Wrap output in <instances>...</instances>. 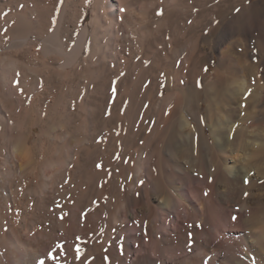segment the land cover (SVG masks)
<instances>
[{
    "label": "rangeland",
    "instance_id": "obj_1",
    "mask_svg": "<svg viewBox=\"0 0 264 264\" xmlns=\"http://www.w3.org/2000/svg\"><path fill=\"white\" fill-rule=\"evenodd\" d=\"M116 1L124 8H121L122 11L119 9L121 12L117 10V13L112 14L106 6L107 0H0V264H6L4 260L17 258L16 255L21 256L18 253L20 250L11 247L8 236L10 237L15 231L14 234L23 233L24 223L29 218L34 220L41 218L36 220L39 227L36 225L38 228L35 226L32 234L41 229L39 232L44 234V239L48 238L46 240L49 243L48 247L41 248L44 245L40 244L37 249H44L46 258L52 259L58 256L61 258L60 264L61 262L67 264L69 260L68 263L71 262L72 255L76 251V243L84 235L90 233L92 238H97L100 234L111 231L108 222L115 216L116 205L118 209L121 201L119 198L121 182L130 180L136 169V147L133 142H136L137 137L134 123L136 104L134 95L136 97L138 89H142L145 100L151 98L155 103L158 101L155 91L158 80L167 73L171 74L170 77L173 78L174 75L176 78L178 76L176 72L180 73L187 69L195 78H200L203 73L200 80L214 97L236 75L237 70L243 73H252L256 70L250 68L252 57L256 56L257 63H260L261 57L264 59V0ZM255 8H258V11ZM255 11L257 14L254 13ZM161 12L162 14H158ZM118 17L121 19H117ZM85 22L91 24L85 25ZM17 23L23 25L18 26L22 30L19 35L23 33V36L18 37L19 42L11 33ZM79 34H86V40L89 41H85V46L89 44V48L86 47L81 54L74 56L72 55L76 50L74 45L79 40ZM255 36L258 38L257 45H260H256L257 48H253L251 44ZM21 40L24 42H21L22 45ZM219 40L230 47H226V50L219 48L223 43ZM28 41H31L30 44ZM56 43L61 51L59 47L54 48ZM56 50L59 52L56 53ZM45 52L48 54L46 55ZM206 66L207 70L204 72ZM259 69L263 70L262 67ZM201 97L204 98V95ZM166 102L169 104L165 106L164 103L161 108L166 107L165 109L168 110L173 100ZM261 105L263 106L264 102ZM155 107L154 110L158 111V107ZM205 107L203 104V108ZM161 108L159 112L155 110L159 114L153 110V116L151 115L153 137L156 133L152 143L155 149L152 148L151 152L158 153V156L160 153L157 148L162 147L169 140L170 135L168 128H163L166 124L161 118L164 117L165 110ZM163 135L166 138H163ZM23 136L27 139L31 156L24 159L26 161L15 159L9 146L14 139ZM155 156L150 157L154 163L156 157L162 161L161 156ZM59 159L62 162L60 161L58 166L55 162ZM160 161H156L158 164H155L158 166L156 169L158 173L163 169L159 164ZM61 163L66 165L61 166ZM44 165L48 168L45 169ZM25 168L28 170L24 171ZM44 169L49 170L46 172ZM50 169L54 176L58 173L56 179L52 177ZM39 179L46 181L49 188L44 190L40 188L41 192ZM36 185L39 186L35 189ZM102 188L105 190L102 191ZM31 189L32 192H29ZM104 194L106 198L103 197ZM78 198L84 199L83 204ZM101 199L105 202L107 199L112 200L110 204H103ZM115 199L117 202H114ZM67 201L72 204L69 202L65 204ZM40 204H43L42 207ZM93 204H97L98 211L95 205L93 210L91 209ZM72 206L76 208L73 207L71 212ZM89 207L91 212L88 211ZM84 212L90 213H87L88 217ZM32 214L36 215V218ZM87 220L89 223L84 228ZM79 226L84 228L82 232L90 227V232L88 234L83 232V235ZM63 227L65 228L62 229ZM98 232L101 233L97 235ZM78 236L80 237L77 238ZM98 252L102 253L103 249ZM89 256L86 255L84 260L88 258L87 260L92 262L93 259ZM50 261V264H54L52 263L54 260Z\"/></svg>",
    "mask_w": 264,
    "mask_h": 264
},
{
    "label": "bare ground",
    "instance_id": "obj_2",
    "mask_svg": "<svg viewBox=\"0 0 264 264\" xmlns=\"http://www.w3.org/2000/svg\"><path fill=\"white\" fill-rule=\"evenodd\" d=\"M106 6L109 12H111L112 14L115 13L117 10H121V8H124L123 5H120L119 2L116 0H107ZM256 9L258 11V8H255V10ZM257 11H255L254 13L257 14ZM119 18L120 17H118L117 19ZM87 23L88 25L91 24L89 22ZM87 23L85 25H87ZM19 24L17 26L15 25V27H13L11 30L13 38L23 36V33L22 35H19L20 31L22 32V30L18 28V26L20 27V25L22 24ZM92 26L93 25H91V27ZM85 32L87 31L85 30ZM79 35V40L74 45V47L76 46V50L72 54L74 56H76V54L78 56V53L81 54L83 52L82 50L86 49V47H88L89 45L88 44L87 46H85V41L88 40H86V34ZM25 38L26 37H24V39ZM224 38L228 39L225 36ZM22 40L20 41V43L23 42ZM251 41H253V43H251L252 47L257 48V46L259 45H257V36L252 38ZM23 43H21V45ZM220 43V45L218 44L219 48L226 50V47L229 46H225L224 41H220ZM57 44L58 43L54 45L55 49H58L59 47ZM50 48L53 49V47ZM219 48L217 49L219 50ZM51 50L49 52H51ZM58 52L59 51H57L56 53ZM48 53L45 52L46 55ZM221 55L222 54H220V57H222ZM44 57L45 56L43 55V58ZM46 61L49 60H45V62ZM219 61H221L220 58ZM257 62L258 61L256 60V56L252 57L250 62V68L256 70L252 71V73H243L237 70L235 72L236 75H234L232 79L228 82V84L220 92H217L214 97L212 96L213 94H210V91L207 90L206 86L200 80L203 73L201 74L200 78H195L190 75L187 69L185 71L183 70V72H178L179 74L176 72L175 74L178 75L176 76V78H174V75L173 78L170 77L171 74L168 75L169 73H167L164 74L158 80V84L156 83L158 87L157 90H155L156 95L158 96V101L155 103L154 101H152L151 98L149 99L148 97V99L145 100V95L142 92V89H138L136 91V97L134 95V98H136L134 123L136 125L137 131L135 136L137 137L135 139L136 142L133 141L135 143L134 146L136 147V167L134 166L136 169L134 171L135 173L133 174L134 176L132 178L130 177V180H123L121 182V194L119 192V195L121 196L119 198L121 201L118 200L120 203L118 209L117 205L115 204L116 214L113 219H110V221L108 222L111 231L109 233L100 234L102 232V230H100L101 232H98L97 234H100V236H98L97 238H92L90 236L91 234L89 233V227V229H85L83 231L84 234L89 233L86 236L83 234L82 230L86 228L87 223H89V221H85L86 223H84L86 225H84L83 229L79 226V230L81 229L80 233L82 232L84 237L80 238L79 241L76 243V251L72 255L71 262L68 263L70 261L69 260L67 264H264V105H261L262 102H264V59L261 57L260 63ZM45 64L46 63H44V65ZM260 67H262L263 70L259 69ZM193 69L194 68L192 67V70ZM206 70L207 66L204 67V72ZM243 70H245V68H243ZM202 95H204V98L201 97ZM151 97L153 98V96ZM168 100H173V104L170 106V108L168 110L165 109L166 107L161 108L162 105ZM166 103L164 104L165 106L169 104V102L168 104ZM213 103H215L214 106ZM203 104H205V108H203ZM154 106L158 107V111L155 109L157 112H159L160 108L162 110L164 109L165 111L167 110L166 112H163L164 117L161 119H163L164 122L163 120L162 122L166 124L163 128L167 127L170 131L169 140H167V142L163 146L161 145L162 147H160L159 149L157 148V150H159V156H161L160 159L162 161L157 159L156 156H158V153H155V156L154 152H151V149L154 148V144L152 146L153 138L156 136L155 133V136L153 137L154 127L151 125V118L153 116ZM158 125H160V122ZM31 129L33 130V127ZM164 134L167 135V133ZM85 137H87V135ZM164 137L165 136L163 135V138ZM27 144V139H25L24 136L23 138L20 137L18 139H14L11 145H9L11 146V151H9L12 152V155L15 157V159L18 158L19 160L23 159V161H26L24 159L30 156V151ZM151 153H153L152 156L156 157L155 163L150 159V157H152ZM114 154L116 153L114 152ZM60 161L62 162V160L59 159V161L55 163L59 166ZM75 161L77 160L75 159ZM156 161H160L161 163L159 162V164L160 166L162 165L161 167L163 168L161 170V167L159 166V171L161 170L159 173L156 170L158 169V166L155 165L157 163ZM29 162L27 161V163ZM47 163L49 166V162ZM52 163H54V161ZM62 165L65 166L66 164L64 165L61 163V166ZM127 165H129V163ZM48 166L46 168H48ZM52 166L53 165H51V168ZM28 168H25L24 171L28 170ZM52 169L54 170V168ZM47 170L45 171L47 172ZM63 170L61 172H63ZM56 172H58V170H56ZM51 173L53 174V172ZM56 175H58V173ZM98 175L100 176V174ZM55 176L53 174L52 177ZM102 178L103 177H101V179ZM39 180L41 181V179ZM245 181H247V183H245ZM46 183V181L42 180L40 186L36 185L35 189L37 186H39V190L40 188L41 190L48 189L49 187H47ZM27 189L26 191H28ZM33 189H31L29 192H32ZM101 190L103 191L105 189L102 188ZM102 191L100 193H102ZM245 193H247V195H245ZM47 194L49 193L47 192ZM85 194L86 196H83L86 199V190ZM103 197L106 198L105 194L103 195ZM50 199L51 198H49V200ZM69 199L70 198H68V200ZM71 199H73V197H71ZM83 200H81L82 202L80 201V203L83 204ZM110 200L108 201L107 199L106 202L103 200L102 201L103 204H110ZM68 202L69 201H67V203L65 204H68ZM114 202H117V200ZM48 203L50 204V201ZM80 203H77V205H80ZM107 204L106 206H108ZM94 205L95 207H97L95 208L97 210V204H93L91 209L94 207ZM73 207L76 208L75 206H72L71 212ZM99 207H101V205ZM89 209L90 207L88 208V211ZM95 209L93 212H95ZM78 210L75 211L78 212ZM87 213H85V215ZM88 214L86 215L87 217ZM71 216L73 217L72 214ZM233 216H236L237 219L232 220L231 217ZM36 220H34V218H29L28 220H26L27 222L24 223L25 226L23 225V233L14 234L16 232L15 231L12 232L14 235L12 234L10 235V237L8 236V239H10V242L12 244V246H10L15 250H20L18 253H20L21 256L18 257L16 255L17 258L11 260H4L6 264H40L41 261L43 262V264H50V260H54V262H52L54 264H60L59 259L61 258H58V256L53 257L54 259L45 257L44 249L48 247L49 243L46 241L48 238L46 237L47 239L45 240L43 236L44 234H41L39 232L41 229H39L38 232H36L34 235L32 234V232L35 231V226L37 225ZM61 223L63 224L64 222ZM132 227H134V229H132ZM64 228L65 227H63L62 229ZM71 228L73 229V227ZM80 236H78L77 238H79ZM51 240H53V238ZM7 243L9 244L8 241ZM40 244H43L45 247H42ZM39 245L41 246V248L44 249L38 250ZM100 249H103L102 253L98 252ZM88 254L93 259L92 262H89V260H87L88 258L85 259L88 262L84 260V257H86V255Z\"/></svg>",
    "mask_w": 264,
    "mask_h": 264
},
{
    "label": "snow or ice",
    "instance_id": "obj_3",
    "mask_svg": "<svg viewBox=\"0 0 264 264\" xmlns=\"http://www.w3.org/2000/svg\"><path fill=\"white\" fill-rule=\"evenodd\" d=\"M158 14H162V12L161 13H158ZM18 83V82H17ZM22 91V90H21ZM115 91V90H114ZM245 183H247V181H245ZM245 195H247V193H245ZM62 218V217H61ZM231 219L232 220H236L237 219V217L236 216H233V217H231ZM40 264H43V262L41 261L40 262Z\"/></svg>",
    "mask_w": 264,
    "mask_h": 264
}]
</instances>
